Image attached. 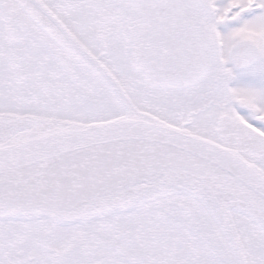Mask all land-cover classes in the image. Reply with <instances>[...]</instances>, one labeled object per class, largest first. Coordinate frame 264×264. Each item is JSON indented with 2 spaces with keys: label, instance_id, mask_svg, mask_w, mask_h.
<instances>
[{
  "label": "snow or ice",
  "instance_id": "6c2138e0",
  "mask_svg": "<svg viewBox=\"0 0 264 264\" xmlns=\"http://www.w3.org/2000/svg\"><path fill=\"white\" fill-rule=\"evenodd\" d=\"M0 264H264V0H0Z\"/></svg>",
  "mask_w": 264,
  "mask_h": 264
}]
</instances>
